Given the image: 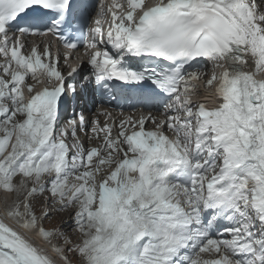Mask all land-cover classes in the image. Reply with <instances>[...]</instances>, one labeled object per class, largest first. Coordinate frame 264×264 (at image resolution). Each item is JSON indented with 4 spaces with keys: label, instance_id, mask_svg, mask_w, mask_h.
<instances>
[{
    "label": "snow or ice",
    "instance_id": "6c2138e0",
    "mask_svg": "<svg viewBox=\"0 0 264 264\" xmlns=\"http://www.w3.org/2000/svg\"><path fill=\"white\" fill-rule=\"evenodd\" d=\"M144 2L118 15L116 0H0V191L15 196L0 217V264H55L27 235L50 216L36 215L45 193L57 211L76 208L79 242L38 229L62 241L64 264L72 252L83 264H200L209 250L221 254L211 264H264V11L257 0ZM49 34L68 49L86 41L88 67L65 75L50 45L26 44ZM38 74L50 87L26 85ZM202 79L215 107L193 100ZM96 92L147 113L116 136L94 122L103 143L86 148L84 115L69 131L61 111Z\"/></svg>",
    "mask_w": 264,
    "mask_h": 264
},
{
    "label": "bare ground",
    "instance_id": "6f19581e",
    "mask_svg": "<svg viewBox=\"0 0 264 264\" xmlns=\"http://www.w3.org/2000/svg\"><path fill=\"white\" fill-rule=\"evenodd\" d=\"M262 11H264L263 9H262ZM26 83V85H28V84H30V85H34V81L33 80H28V81H26L25 82ZM211 96L213 97V99L212 100H214L213 102H215L216 104L215 105H217L218 103H219V100H218V98H217V96H216V93H215V90H214V92H213V94H211ZM209 99V98H208ZM207 100V99H206ZM211 100V101H212ZM203 103V102H202ZM73 105V104H72ZM214 106V105H213ZM210 108V107H209ZM70 104L69 103H67V107L65 108V113L61 116V117H63V118H65V120H66V118H68V116H71L70 115ZM72 114V113H71ZM50 199H52L51 197H47V201H49ZM35 203H38L37 205H39L40 203H43V198L41 197V200H40V198L38 199V200H36V201H34ZM56 208H58L59 206L58 205H56L55 206ZM55 207H53V212H52V215H51V217H52V221L50 220V222L55 226V230H58V231H64V229L66 228L67 229V232L68 233H70L71 235H75V236H79L78 234H76V233H74L73 231H72V228H73V214H74V212L76 211V208L75 209H73V207L72 208H70V209H68V210H65V211H57L56 209H55ZM55 211V212H54ZM3 215H4V207H2V208H0V217H3ZM57 217H56V216ZM59 217V218H58ZM5 222L6 223H8V224H10V225H12V226H14L15 227V222L13 221V220H11V219H6L5 220ZM64 226H65V228H64ZM50 230H53V229H50ZM21 231H23V230H21ZM29 237H30V239L39 247V248H41V249H43V250H45L47 253H48V255L49 256H51L52 257V259H53V261L55 262V264H62V260L60 259V256H58L57 255V253H52V252H50V250L49 249H53V245H56V240L54 239V238H52V240H51V243H49V242H47V241H45L44 239H42V242H44L45 243V245H47V247H48V249H46V248H44L43 247V244L42 243H40V242H37V235L35 234V233H32V234H27ZM70 235V236H71ZM79 242V241H78ZM61 245H63L62 244V241H61ZM43 247V248H42ZM221 258V257H220ZM215 259H219V258H215V257H212L211 258V256L210 255H208V257L206 258V261L208 262V263H210L211 264V261H213V260H215ZM72 264V263H71Z\"/></svg>",
    "mask_w": 264,
    "mask_h": 264
},
{
    "label": "rangeland",
    "instance_id": "374dc122",
    "mask_svg": "<svg viewBox=\"0 0 264 264\" xmlns=\"http://www.w3.org/2000/svg\"><path fill=\"white\" fill-rule=\"evenodd\" d=\"M209 75H212V74H210L209 73ZM209 77V76H208ZM210 78V77H209ZM214 90V89H213ZM213 90H209L208 88H206V90H205V88L204 87H202V85H201V91H200V94H199V97L200 98H202V96H204L205 97V99H200L201 101L202 100H206L207 101V103H205V104H207L210 108H212V107H215L216 105V103L215 102H213L214 100H212L213 98L211 97V94H213ZM209 98V99H208ZM212 100V101H211ZM214 105V106H213ZM2 133H0V137H2ZM10 150V149H9ZM42 197V196H41ZM41 197H39L40 198V200H41ZM50 197V196H49ZM36 201V200H35ZM36 204H38V203H36ZM39 208H41V211H45V210H48V209H51L52 211H53V208L52 207H49L48 206V203L47 202H45V203H40L39 205H38V207H37V210L39 209ZM55 209H56V207H55ZM73 209H75V206L73 207ZM36 210V211H37ZM52 211L51 212H49L50 213V216L48 217V218H46V220L49 222L50 220L52 221V217H51V215H52ZM55 212V211H54ZM56 216V215H55ZM57 217V216H56ZM59 218V217H58ZM64 228H65V226H64ZM21 230H23V229H21ZM24 231V230H23ZM64 231L65 232H67V229L65 228L64 229ZM68 233V232H67ZM69 235H71L70 233H68ZM73 238V241L74 242H78L79 241V239H80V237L79 236H73L72 237ZM61 246H64V245H61ZM68 256H69V259L71 260V263L72 264H83V262H82V258H80V257H78V255H77V253H74V252H72V253H68ZM62 264H64V260H62Z\"/></svg>",
    "mask_w": 264,
    "mask_h": 264
},
{
    "label": "clouds",
    "instance_id": "9594fccd",
    "mask_svg": "<svg viewBox=\"0 0 264 264\" xmlns=\"http://www.w3.org/2000/svg\"><path fill=\"white\" fill-rule=\"evenodd\" d=\"M102 3H107V4L111 5L112 4V0H104ZM116 3L121 5V7L115 9L117 11L118 15H126V12L128 10H130V9H128V6H127V3H126L125 0H116ZM107 18H111L110 14H109V16L102 18V22L105 21ZM104 25L107 26L108 22H105ZM92 52H93V49H88L85 46L84 47H79V48H77L76 58L78 60H82L81 57H80L82 55V56H85L86 62H88V59H89V57H90ZM106 100H110V101H113V102L116 103V106H114L112 110L119 109L120 104L117 103V102H119L118 99L108 98Z\"/></svg>",
    "mask_w": 264,
    "mask_h": 264
}]
</instances>
